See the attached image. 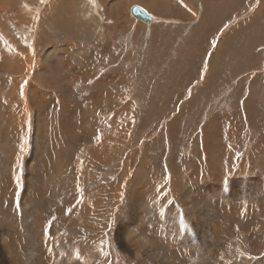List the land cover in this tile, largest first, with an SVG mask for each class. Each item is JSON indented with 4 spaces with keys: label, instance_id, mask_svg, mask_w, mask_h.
Wrapping results in <instances>:
<instances>
[{
    "label": "rangeland",
    "instance_id": "374dc122",
    "mask_svg": "<svg viewBox=\"0 0 264 264\" xmlns=\"http://www.w3.org/2000/svg\"><path fill=\"white\" fill-rule=\"evenodd\" d=\"M145 1L0 0V264H264V0Z\"/></svg>",
    "mask_w": 264,
    "mask_h": 264
},
{
    "label": "bare ground",
    "instance_id": "6f19581e",
    "mask_svg": "<svg viewBox=\"0 0 264 264\" xmlns=\"http://www.w3.org/2000/svg\"><path fill=\"white\" fill-rule=\"evenodd\" d=\"M53 4H55V3H52V5ZM130 5V4H129ZM128 5V6H129ZM132 5H133V3H132ZM132 5L131 6H129V8H128V12H129V14H130V8L132 7ZM42 7V6H41ZM41 7H39L40 9H41ZM52 7V6H51ZM34 8V7H33ZM96 8V7H95ZM23 10V9H22ZM37 10V9H36ZM122 10V9H121ZM120 10V11H121ZM26 11V10H25ZM29 11V10H28ZM120 11H115L114 13H119ZM3 12H5V11H3ZM3 12L0 14L1 16H2V14H3ZM124 12V11H123ZM25 13V12H24ZM32 14V13H31ZM21 18H22V16L21 15H19ZM27 17H29V16H27ZM30 17H32V16H30ZM153 17V16H152ZM19 19V18H18ZM133 20H134V18H133ZM154 20H156V21H158V18H156V17H154ZM19 21H20V19H19ZM10 22V21H9ZM34 22V21H33ZM136 22H137V20H136ZM37 25H35V27H36ZM27 28V27H26ZM24 29V28H23ZM22 30V29H21ZM32 30V29H31ZM22 32V31H21ZM32 32V31H31ZM22 33H24V32H22ZM29 33V32H28ZM35 34V33H34ZM33 34V35H34ZM27 35V34H26ZM7 36H8V34H7ZM1 39V38H0ZM6 40V39H5ZM8 43V42H7ZM0 44H3V42H2V40H0ZM9 45L10 44H7V45H4L6 48H8L9 47ZM77 65V64H76ZM77 67H80V66H77ZM83 68H84V66H83ZM202 76H203V74H202ZM207 77V76H206ZM12 83H15V81H12ZM14 85V84H13ZM14 97H15V95H14ZM16 99V98H15ZM193 100V99H192ZM14 102H16V101H14ZM13 102V103H14ZM16 103H19V101H18V98H17V102ZM7 104V103H6ZM11 106V105H10ZM16 107V106H15ZM21 107V105L19 104V106H18V108L16 107V110H18L19 108ZM9 109V108H8ZM11 110H14V108H12ZM19 111V110H18ZM17 111V112H18ZM16 112V111H15ZM23 112V111H22ZM12 114V113H11ZM17 114H19V113H17ZM9 115H10V113L9 114H4V116H5V119L3 120V122H5V123H7V117H9ZM14 115V114H13ZM11 119V118H10ZM22 113L19 115V117H18V115H16V118H15V123L17 124V125H19V124H21L22 123ZM14 121V120H13ZM24 121V120H23ZM119 152V151H118ZM90 156V155H89ZM263 157V156H262ZM261 158V157H260ZM264 158V157H263ZM263 162V161H262ZM77 167V166H76ZM35 171V170H34ZM138 185V184H137ZM174 187V186H173ZM198 187V186H197ZM201 187V186H200ZM133 188V187H132ZM131 188V189H132ZM213 190V189H212ZM217 194V193H216ZM219 201V200H218ZM34 204V203H33ZM249 206V205H248ZM226 207V206H225ZM257 209V208H256ZM251 211V210H250ZM202 212V211H201ZM199 213V212H198ZM139 215V214H138ZM211 224V223H210ZM208 225V224H207ZM216 225V224H215ZM219 226V225H218ZM27 227V226H26ZM212 228V227H211ZM216 228V227H215ZM8 231V230H7ZM30 232V231H29ZM28 232V233H29ZM216 232V231H215ZM6 233V232H5ZM10 233V232H9ZM217 233V232H216ZM220 233V232H219ZM223 233H224V231H223ZM14 234V233H13ZM128 234V233H127ZM135 234V233H134ZM139 234V233H138ZM194 234L195 233H193V236H194ZM3 235V234H2ZM2 235H0V242L2 243V245H3V249L4 250H6L5 249V243H4V239L5 238H3L4 236H2ZM25 235H26V233H25ZM27 235H29V234H27ZM31 235V234H30ZM42 235V234H41ZM40 235V236H41ZM149 235V234H148ZM10 236V235H9ZM18 236V235H17ZM16 236V234H15V237H17ZM24 236V235H23ZM135 236V235H134ZM197 236V235H196ZM12 237H13V235H12ZM12 237H10V238H12ZM28 237V236H27ZM214 237V236H213ZM8 238V237H7ZM6 238V239H7ZM25 239H27L26 238V236L24 237ZM32 238H33V236H32ZM126 238V237H125ZM139 238V237H138ZM9 239V238H8ZM19 238H17V240H18ZM116 241H117V243H119L120 244V247L122 248V250L123 251H125V252H128V250H132V249H130V247H132V239L131 240H124L122 237H121V235H118V236H116ZM134 239H135V237H134ZM140 239V238H139ZM213 239H215V238H213ZM223 239V238H222ZM14 240H16V239H14ZM13 240V241H14ZM7 241V240H6ZM29 241V240H28ZM217 241V240H216ZM11 242H12V239H11ZM8 243V242H7ZM13 243H16V241H14ZM134 244V243H133ZM215 244V243H214ZM255 244V243H254ZM7 245V244H6ZM13 245V244H12ZM8 246V245H7ZM203 246V245H202ZM219 246V245H218ZM9 247V246H8ZM31 247V246H30ZM135 248V247H134ZM79 249V248H78ZM85 251H86V249H85ZM132 252V251H131ZM29 253V252H28ZM80 253V252H79ZM86 253V252H85ZM133 253H134V250H133ZM132 253V254H133ZM138 253H139V251H138ZM2 254V253H1ZM0 254V255H1ZM32 254V253H31ZM30 254V255H31ZM136 255V254H135ZM196 255V254H195ZM4 256V254L2 255V257ZM140 256V255H139ZM138 256V257H139ZM216 256V255H215ZM5 257V256H4ZM15 257V256H14ZM17 257V256H16ZM27 257V256H26ZM30 257V256H29ZM132 257H135L134 255L132 256ZM19 259L21 258L20 256L18 257ZM13 259H15V258H13ZM40 259V258H39ZM136 259V258H135ZM207 259V258H206ZM212 259V258H211ZM218 259V258H217ZM212 260H214V259H212ZM12 261V260H11ZM18 261V260H17ZM16 261V262H17ZM130 261V260H129ZM161 261V260H160ZM206 261V260H205ZM15 262V261H14ZM142 262V261H141ZM192 262V261H191ZM29 263V262H28ZM207 263H209V262H207ZM212 263H213V261H212ZM13 264V263H12ZM24 264H25V262H24ZM30 264V263H29ZM192 264H197V263H192Z\"/></svg>",
    "mask_w": 264,
    "mask_h": 264
},
{
    "label": "water",
    "instance_id": "95a60500",
    "mask_svg": "<svg viewBox=\"0 0 264 264\" xmlns=\"http://www.w3.org/2000/svg\"><path fill=\"white\" fill-rule=\"evenodd\" d=\"M130 15L138 21H141L144 24H150L154 21V18L148 14L143 8L139 6H132L130 8Z\"/></svg>",
    "mask_w": 264,
    "mask_h": 264
},
{
    "label": "crops",
    "instance_id": "0c3cea01",
    "mask_svg": "<svg viewBox=\"0 0 264 264\" xmlns=\"http://www.w3.org/2000/svg\"><path fill=\"white\" fill-rule=\"evenodd\" d=\"M150 1H153V0H146L144 3H148V2H150ZM135 4H139V2H137V3H135ZM115 11H118V9L116 8L115 9ZM114 16H115V21H116V24H115V27L114 28H116V26H119V23H118V16H119V13H114ZM131 16V15H130ZM132 17V16H131ZM133 18V17H132ZM154 18V17H153ZM135 22H136V20H135ZM137 23H139V24H141L142 22L141 21H138L137 20ZM158 23V21H156V20H154L152 23H150V24H145V25H147V27L149 26H152V25H155V24H157ZM142 24H144V23H142ZM111 29H113V28H111ZM126 42H127V40H126ZM56 48V47H55ZM67 49H71V48H68V47H66V49L64 50V51H62L61 53H67V57H71V52H72V49L71 50H67ZM67 50V51H66ZM91 52H89L88 54H90ZM55 55H57V53L55 54ZM72 55L73 56H75V53H73L72 52ZM61 56H62V54H61ZM114 77V76H113ZM115 78V77H114Z\"/></svg>",
    "mask_w": 264,
    "mask_h": 264
},
{
    "label": "snow or ice",
    "instance_id": "6c2138e0",
    "mask_svg": "<svg viewBox=\"0 0 264 264\" xmlns=\"http://www.w3.org/2000/svg\"><path fill=\"white\" fill-rule=\"evenodd\" d=\"M54 219V218H53ZM46 231H47V229H46Z\"/></svg>",
    "mask_w": 264,
    "mask_h": 264
}]
</instances>
